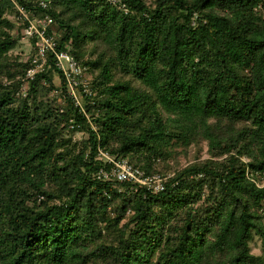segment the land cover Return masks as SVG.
<instances>
[{"label":"trees","instance_id":"16d2710c","mask_svg":"<svg viewBox=\"0 0 264 264\" xmlns=\"http://www.w3.org/2000/svg\"><path fill=\"white\" fill-rule=\"evenodd\" d=\"M18 1L54 19L96 94L82 110L59 75L57 107L54 67L27 79L17 9L0 0V264H264L251 247L264 241V0ZM205 144L208 159L178 170ZM99 148L177 171L161 192L131 191L96 177Z\"/></svg>","mask_w":264,"mask_h":264},{"label":"built area","instance_id":"2783aa9c","mask_svg":"<svg viewBox=\"0 0 264 264\" xmlns=\"http://www.w3.org/2000/svg\"><path fill=\"white\" fill-rule=\"evenodd\" d=\"M51 0H40L39 7L48 8ZM113 4L128 12L125 4L121 0H110ZM17 15L15 22L21 27V38L28 41H36L35 53L31 57L32 67L27 71L26 78L34 79L38 72L45 71L47 67H54L59 75H62L66 82L67 95L72 99L77 107L84 110L79 92L92 95L88 91V82L85 79L84 65L71 53L70 44L62 42V34L57 30L54 19L48 14L40 16L33 9H30L20 3L18 0H12ZM27 85L22 87L25 91ZM57 92L65 99L66 93L63 88ZM79 96V97H78ZM98 157L105 163L101 167L96 177L103 181H115L119 183H128V189L131 191L145 188L152 192H161L165 189L166 179L160 173H146L141 168L132 164L127 158L118 157L110 154L108 151L99 148ZM259 186H264L260 185ZM127 190L125 187H119V191ZM264 210V208H263Z\"/></svg>","mask_w":264,"mask_h":264},{"label":"rangeland","instance_id":"374dc122","mask_svg":"<svg viewBox=\"0 0 264 264\" xmlns=\"http://www.w3.org/2000/svg\"><path fill=\"white\" fill-rule=\"evenodd\" d=\"M13 16H14L13 14H10V18L12 20L14 19ZM12 33L15 36L17 32L15 29H13ZM12 53H13V57H16L17 55H19V57H18L19 60L27 62V61L31 60V57H32L34 51L32 49V44L30 43V41H28L27 39L21 38V39H19L18 45L12 51ZM85 69H86L85 70V79L88 82V88H87L88 91L87 92H90L91 81L93 79V75L90 72V70L88 69V67H85ZM53 75H54L53 84L55 86V89L51 90L50 93H48V95L51 99H55V105L57 107H61L66 103L65 99L63 97H61V95L57 92V89L59 90L61 88V78L59 77V74L57 72H54ZM6 83L8 85H10L12 83V81H7ZM42 83L45 86H49V84L46 83L45 80L42 81ZM18 90H20L19 91L20 93L16 92V97L18 99L22 98V96L25 97V94H27L26 93L27 90L22 92L23 91L22 87ZM91 91H92V89H91ZM92 93H93L92 95L96 94V92H93V91H92ZM79 96H80V99L83 103L84 101L82 98V94L80 92H79ZM87 137H88V134L86 132H83V131L82 132H76L73 134V141H81V140L86 139ZM197 149L194 148L192 151H190L188 156H185L184 154L179 155L178 160H179L181 165L178 167V170L188 166L189 164H191L195 161L205 160V159H208L210 157L208 152H207L206 144L204 145L202 150H199V149L197 150ZM178 151H182V150L178 149ZM171 164H174V163H171ZM176 171H177V169L176 170L173 169V170H168V171L163 172V173L162 172H159V173L162 174V176H164L165 179L167 180L169 177L173 176ZM256 178H257L256 180H257L258 184L264 185V174L258 175ZM41 199H43V198H40V200ZM34 202H36V201H34V199H32V201H29L28 203L30 205H33ZM263 222H264V220H263ZM106 231H107L106 226H104V232H106ZM251 247H252V252L254 254L262 255L264 257V241H263V238L261 235H259L257 233L254 234L253 239L251 241Z\"/></svg>","mask_w":264,"mask_h":264}]
</instances>
